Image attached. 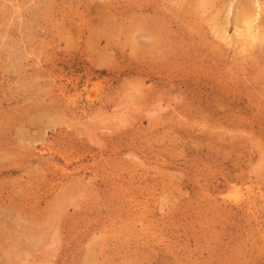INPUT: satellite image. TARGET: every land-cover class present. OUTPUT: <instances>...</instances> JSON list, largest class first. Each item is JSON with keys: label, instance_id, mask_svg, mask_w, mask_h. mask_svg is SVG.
<instances>
[{"label": "rangeland", "instance_id": "obj_1", "mask_svg": "<svg viewBox=\"0 0 264 264\" xmlns=\"http://www.w3.org/2000/svg\"><path fill=\"white\" fill-rule=\"evenodd\" d=\"M0 264H264V0H0Z\"/></svg>", "mask_w": 264, "mask_h": 264}, {"label": "bare ground", "instance_id": "obj_2", "mask_svg": "<svg viewBox=\"0 0 264 264\" xmlns=\"http://www.w3.org/2000/svg\"><path fill=\"white\" fill-rule=\"evenodd\" d=\"M253 14L254 12L250 9H244V13H242V18L245 24V27L243 29V31H241L239 33V35L253 40L255 38V33H256V29L253 27V22H254V18H253Z\"/></svg>", "mask_w": 264, "mask_h": 264}]
</instances>
